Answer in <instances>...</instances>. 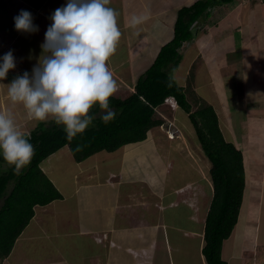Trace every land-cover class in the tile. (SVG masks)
I'll return each mask as SVG.
<instances>
[{"label": "crops", "instance_id": "1", "mask_svg": "<svg viewBox=\"0 0 264 264\" xmlns=\"http://www.w3.org/2000/svg\"><path fill=\"white\" fill-rule=\"evenodd\" d=\"M66 2L0 0V56L12 50L17 64L7 79L0 81V111H11L27 135L39 123L54 119L36 121L21 104L13 105L7 95L8 83L25 71L31 73L42 54L41 44L52 23L50 16ZM190 2L110 0L109 6L119 14L122 32L117 50L108 61L117 81L113 97L124 99L133 93L139 78L133 69L148 64L140 71L142 75L153 64L162 46L174 37L179 9L192 5ZM22 9L33 14L38 32L22 33L15 28L14 17ZM208 13L193 25V39L180 49L186 56L180 63L187 64L176 81L184 90L191 87L201 98L203 93L209 96L210 102L203 99L214 107L225 138L244 155L246 186L242 206L236 227L223 243L222 258L228 264H264V0H235L215 6ZM133 16L145 19L133 28ZM164 105L160 107L163 114L162 109H169L162 108ZM157 128L148 132L146 140L119 148L121 155H115L119 149L114 155H104V150L100 156L94 154L97 161L74 172L70 168L72 186L68 191L60 167L64 161H58L67 160L77 166L83 161H75L68 145L46 158L41 168L63 198L34 207L33 218L9 256L0 258V264H207L202 248L209 209L203 218L204 226L194 231L167 218L166 210L181 204L200 210L204 202L209 200L211 204V161L200 142L194 144L183 134L180 139L188 142V158L197 178L186 180L181 170L180 178L168 187L165 181L171 174L169 150L158 149L157 140L161 138ZM150 132L157 137L150 139ZM149 148L141 160L139 152ZM146 154L150 161L146 169L152 167L157 172L154 175L136 164L144 162ZM191 184L197 193L193 203L185 194ZM199 210L190 216L197 226L202 224ZM171 230L177 237L171 235ZM186 237L200 241L197 255L191 253L188 244L183 245Z\"/></svg>", "mask_w": 264, "mask_h": 264}, {"label": "trees", "instance_id": "2", "mask_svg": "<svg viewBox=\"0 0 264 264\" xmlns=\"http://www.w3.org/2000/svg\"><path fill=\"white\" fill-rule=\"evenodd\" d=\"M233 1L197 0L180 8L173 39L162 46L153 64L138 78L133 93L124 99L110 98V106L117 112L113 121L105 124L100 116H96L102 110L98 105L94 106L90 110L95 116L93 124L71 141L64 128L54 120L39 123L28 135L35 147V155L19 175L0 156V170L2 164L9 165L5 171H0V200H3L0 205V258L9 256L17 238L33 218L36 205H47L63 198L41 169L46 158L69 145L75 161L82 162L100 151L113 152L127 144L144 141L152 128L165 122L156 108L167 97L173 96L188 114L200 145L212 164L210 174L214 189L205 220L202 252L207 264H228L222 258V248L237 225L242 206L246 186L244 155L225 138L212 105L205 102L197 110H192L184 88L177 84L169 69L180 63V49L184 42L193 39L196 21L211 8Z\"/></svg>", "mask_w": 264, "mask_h": 264}, {"label": "clouds", "instance_id": "3", "mask_svg": "<svg viewBox=\"0 0 264 264\" xmlns=\"http://www.w3.org/2000/svg\"><path fill=\"white\" fill-rule=\"evenodd\" d=\"M109 2L67 0L65 5L57 8L50 16L52 23L45 32L38 63L31 73L25 71L8 83L7 95L13 105L21 104L28 116L36 121L54 119L58 125H63L69 141L93 124L95 116L90 110L94 106L98 105L102 110L100 118L105 124L117 116L110 106V98L117 91V81L108 61L117 50L122 32L119 14ZM144 19L133 16L131 26L135 28ZM14 20L15 28L22 33L39 31L28 10L22 9ZM16 66L12 50L0 56V81L6 80L9 71ZM169 99L176 101V107L168 103ZM162 105L173 111L180 108L173 96L167 97L156 108L159 115L163 114ZM163 118L166 125L174 122ZM34 155L35 147L18 127L13 113L0 111V156L19 175L30 165Z\"/></svg>", "mask_w": 264, "mask_h": 264}, {"label": "rangeland", "instance_id": "4", "mask_svg": "<svg viewBox=\"0 0 264 264\" xmlns=\"http://www.w3.org/2000/svg\"><path fill=\"white\" fill-rule=\"evenodd\" d=\"M245 1L249 2L248 0H245ZM192 2H193V0H191L190 4H193ZM194 33H195V29H194ZM185 57L186 56L183 54L181 60H183ZM182 62L179 63L177 68H173L172 69L173 72H172V70L169 69V71H170L169 73L172 74V76L175 79V81L176 80L178 81L177 75H179V72L181 73L183 71V66H185L187 64V63H182ZM147 65L148 64H144V68H142V69H145V67H147ZM142 69L141 68L133 69V73L135 74L136 77L137 76H139V77L141 76V72L140 71ZM203 88H206V87H203ZM185 92H186V94L188 93L187 97H188V100L190 101V103L192 104V110L193 111L197 110L198 107H200L201 104L205 103L204 99L207 100L208 102H210L209 101V96L207 94H204V93L202 94V96L204 98L203 99V98L197 96L193 92L191 87H189V89H185ZM162 108H168V107L166 106V107H162ZM162 110H163V112L165 114H162L160 116L172 119L175 122L176 126H178L177 129L172 131L173 133H171V132L169 133L166 130V128H168V125L165 124L166 120L164 119L165 122L157 128L158 133H160L159 135H160V138H161V141L157 140L158 149H159V147H162L163 150L164 149H168L169 150V156H170L169 159H170V161H168V164L170 165L171 174L169 176L170 180L169 181H165V183L167 184L168 187H170V186L173 185V183H176V179L177 178H180L181 170L182 171L184 170V172H185L184 176H185L186 180H192V179H196L197 178V176H196L197 172H195L191 168L193 166V163H192L191 159L188 158V155L191 154V152H190L191 150L187 151L190 148L189 145H188V142H184L180 138H182V136L184 134V136L187 138V140H190L191 142L195 141L194 144L195 143H199L200 141L198 139V136H197V133H196V130H195V127H194L193 123L191 122L188 114L183 109L179 108L178 110L173 111V112L169 111L170 108L169 109H165V110L162 109ZM175 117H176V119H175ZM152 133L153 132H150V137H149L150 139L153 136L157 137L156 134H152ZM158 138H159V136H158ZM137 146H138V144H137ZM185 147H186V149H185ZM149 150H150V148L148 150L143 149L142 151L139 152V153H141V154H139V157L141 158V160L143 158L144 153H148ZM103 151L98 152L99 153L98 156H100ZM113 152H116V151H113ZM113 152L104 151V155L107 154V153H113ZM121 152H122V150L119 149V152H116L115 155H118V154L121 155ZM111 155H114V153L111 154ZM147 155L148 154H146V156H145L146 159H145L144 162H139V163H136V164L138 166L140 164V168L141 169L146 170L148 173H150V175H154V173H157V172L155 170H151L152 167L150 168L149 171H148V169H146V167L148 166V164L150 162V161L147 162V159H148ZM95 160L97 161L96 155H92L89 158H87L85 161H83V163L80 166H77V165H74V164H70L67 160L58 161V162L64 161L63 163L60 164L61 165L60 167L64 170L62 173H65L63 176H65L64 179L67 182L66 187L69 186L67 188V191L71 189L70 185L72 186V184L70 182L71 181V177H72V175L70 174V168H72V172H74V171H77L78 168H80V167H84V166H87V165L93 163ZM115 161L119 162L120 159L118 158ZM112 163H114V159H113ZM132 165H133V162H132ZM8 166H9L8 164H2L1 167H3V168L0 171H5L7 168H9ZM114 166L115 165L113 164L111 167H114ZM177 181H180V180H177ZM207 192H209V191H207ZM185 194H186L187 199H190L189 202H192L195 199V196H197V193L193 189V185L192 184H191V187H189V189H187ZM2 201L3 200L1 199L0 200V205L2 204ZM209 205H210V202L208 200V201L204 202V204L200 207V210L199 209L195 210V209H190L192 207V205H190V207L189 206L187 207V205L181 204V205H179L178 207H175V208H170V209L167 208L166 216H167V218L171 217L172 219H174V221L178 225L180 224L182 227H184L183 229H186L187 231H194V230H197V228H199V226L200 227L204 226L203 218L205 216L206 210L209 209ZM69 207H70V205H69ZM198 210H199V212H201L200 216H198V217L202 219V224L197 226V223L193 219L191 221L190 216H192L193 213L197 214ZM199 230H200V228H199ZM171 233H172L171 235L173 237H177L176 231L171 230ZM63 241L64 240H61L60 244ZM182 243H183L184 246H186V244H188L191 253H194V254L197 255L198 246H199V243H200V241L198 239H195V238L189 239V238L186 237V239L182 240ZM31 246H32V244H31ZM27 247H28V245L25 243V247L24 248L26 249ZM27 251H30V250L28 249ZM66 253L69 254L68 248L66 250Z\"/></svg>", "mask_w": 264, "mask_h": 264}, {"label": "built area", "instance_id": "5", "mask_svg": "<svg viewBox=\"0 0 264 264\" xmlns=\"http://www.w3.org/2000/svg\"><path fill=\"white\" fill-rule=\"evenodd\" d=\"M248 1H250V0H248ZM168 103L172 106V107H176V101L175 100H173V99H169L168 100ZM170 126V127H169ZM175 129H177V126H176V124L174 123V122H172V121H170L169 122V124H168V128H167V131L170 133H173L172 131L173 130H175Z\"/></svg>", "mask_w": 264, "mask_h": 264}]
</instances>
